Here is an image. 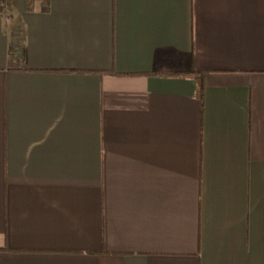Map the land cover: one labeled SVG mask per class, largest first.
Listing matches in <instances>:
<instances>
[{"label": "crops", "instance_id": "0c3cea01", "mask_svg": "<svg viewBox=\"0 0 264 264\" xmlns=\"http://www.w3.org/2000/svg\"><path fill=\"white\" fill-rule=\"evenodd\" d=\"M35 1L0 0V264H264V0Z\"/></svg>", "mask_w": 264, "mask_h": 264}, {"label": "trees", "instance_id": "16d2710c", "mask_svg": "<svg viewBox=\"0 0 264 264\" xmlns=\"http://www.w3.org/2000/svg\"><path fill=\"white\" fill-rule=\"evenodd\" d=\"M6 7L9 9L12 4V0H3ZM35 0H25V6L26 9L29 11L34 10L35 6ZM159 70H155L153 74H159ZM168 74H170L173 77L181 76V77H190L194 78L198 82V91L197 96L201 100L202 103V110L204 107V83H203V75L204 72H197V71H182L178 69L171 68V70H168Z\"/></svg>", "mask_w": 264, "mask_h": 264}, {"label": "rangeland", "instance_id": "374dc122", "mask_svg": "<svg viewBox=\"0 0 264 264\" xmlns=\"http://www.w3.org/2000/svg\"><path fill=\"white\" fill-rule=\"evenodd\" d=\"M17 4L19 5V1H17ZM14 24H15V23H12V24H11V27L14 26Z\"/></svg>", "mask_w": 264, "mask_h": 264}]
</instances>
